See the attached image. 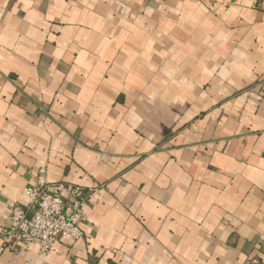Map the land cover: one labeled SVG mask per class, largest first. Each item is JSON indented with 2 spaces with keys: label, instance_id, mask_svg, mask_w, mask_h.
Returning a JSON list of instances; mask_svg holds the SVG:
<instances>
[{
  "label": "crops",
  "instance_id": "0c3cea01",
  "mask_svg": "<svg viewBox=\"0 0 264 264\" xmlns=\"http://www.w3.org/2000/svg\"><path fill=\"white\" fill-rule=\"evenodd\" d=\"M38 167L83 236L0 264L264 259V0H0V228Z\"/></svg>",
  "mask_w": 264,
  "mask_h": 264
},
{
  "label": "built area",
  "instance_id": "2783aa9c",
  "mask_svg": "<svg viewBox=\"0 0 264 264\" xmlns=\"http://www.w3.org/2000/svg\"><path fill=\"white\" fill-rule=\"evenodd\" d=\"M100 188L51 181L46 168L38 167L25 188V201L11 207L8 223L0 228V249L35 245L45 255L61 239L79 240L83 208ZM242 264H264V259L255 255Z\"/></svg>",
  "mask_w": 264,
  "mask_h": 264
}]
</instances>
